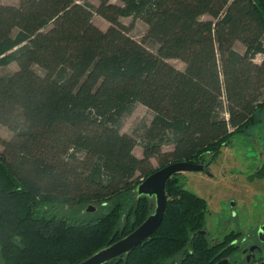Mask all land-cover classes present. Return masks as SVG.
<instances>
[{
	"label": "trees",
	"instance_id": "16d2710c",
	"mask_svg": "<svg viewBox=\"0 0 264 264\" xmlns=\"http://www.w3.org/2000/svg\"><path fill=\"white\" fill-rule=\"evenodd\" d=\"M19 1L0 0V66H18L0 76V127L13 135L0 137V264L86 261L153 213L155 200L137 195L148 176L176 162L209 166L264 116V0ZM94 16L109 29L95 26ZM136 21L156 52L130 36ZM136 104L153 112L140 135L142 158L137 140L121 132ZM257 174L264 177V165ZM165 192L159 229L107 264L234 257L239 233L209 241L208 202L185 188L182 173ZM108 203L112 209L92 221L60 212Z\"/></svg>",
	"mask_w": 264,
	"mask_h": 264
},
{
	"label": "rangeland",
	"instance_id": "374dc122",
	"mask_svg": "<svg viewBox=\"0 0 264 264\" xmlns=\"http://www.w3.org/2000/svg\"><path fill=\"white\" fill-rule=\"evenodd\" d=\"M86 3L98 5L97 0H85ZM4 5L19 6V0H2ZM122 23L130 27L132 18H123ZM93 24L103 31H107L110 24L99 16H94ZM148 27L142 21H136L130 36L141 43L151 52H156L158 46L147 37ZM235 50L244 53L245 47L241 43L235 44ZM263 56H258L257 63H260ZM168 63L179 70L185 69V64L180 60L170 59ZM17 64L0 66V76L9 75L17 71ZM36 71L41 73L40 68ZM261 122L245 130L243 134L235 135L231 143L224 147L221 154L209 166H206V173H182V180L185 188L205 199L209 205L207 215V236L211 243L223 241L231 233H239L236 244L238 252L234 255V262L247 264L242 250L258 244L257 233L264 224V177L257 173L264 165V116H258ZM153 119V112L147 107L136 104L131 112L122 119L121 132L133 136L138 145L134 154L138 158L143 157V148L140 143L142 127L149 124ZM12 133L5 127H0V137L8 141ZM173 148H166L165 151H172ZM3 145L0 143V152H3ZM210 161V158L207 159ZM154 169L160 168L158 159H152ZM88 207L70 205L61 208V213L70 220L92 221L112 209V203L105 207L93 206L95 211H88ZM264 258V246L262 253L256 254V260ZM233 262V261H232ZM253 264V262L251 263Z\"/></svg>",
	"mask_w": 264,
	"mask_h": 264
},
{
	"label": "water",
	"instance_id": "95a60500",
	"mask_svg": "<svg viewBox=\"0 0 264 264\" xmlns=\"http://www.w3.org/2000/svg\"><path fill=\"white\" fill-rule=\"evenodd\" d=\"M206 166L189 162H176L163 167L148 176L137 187L138 197H150L155 200L153 213L132 233L122 238L118 242L98 251L86 261L79 264H107L117 258L128 255L135 248L147 241L161 226L166 208L167 195L166 183L175 174L179 173H205ZM88 211H95L93 206ZM206 232H203L205 234ZM260 241L264 243V225L259 229ZM257 247L251 249L253 254ZM225 259L217 264H228ZM257 264H264V260Z\"/></svg>",
	"mask_w": 264,
	"mask_h": 264
},
{
	"label": "flooded vegetation",
	"instance_id": "af4514ba",
	"mask_svg": "<svg viewBox=\"0 0 264 264\" xmlns=\"http://www.w3.org/2000/svg\"><path fill=\"white\" fill-rule=\"evenodd\" d=\"M204 174H208L209 175V173H204ZM264 225V224H263ZM262 226V225H261ZM260 226V227H261ZM260 227H259V229H260ZM259 229H258V233H257V238H258V241H259V243L256 245V244H254V245H252V246H250L249 247V249L247 250V249H244V250H242V253H243V255L245 256V258H246V262H247V264H251L252 262H253V264H257V263H259V262H262L263 260H264V258H263V260H256V254L257 253H262V246H264V243L263 242H261L260 241V238H259ZM206 233H207V231H206ZM218 242H220V241H218ZM217 242H213V244H216ZM253 247H257L256 249H255V251H254V253L252 254L250 251H251V249L253 248ZM225 260V259H224ZM227 260H229V263L228 264H231L232 263V261H233V259H231V258H228ZM223 261V260H222ZM221 262V261H220ZM219 263V262H218Z\"/></svg>",
	"mask_w": 264,
	"mask_h": 264
}]
</instances>
